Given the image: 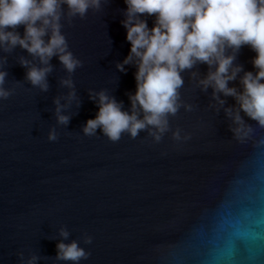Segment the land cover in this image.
<instances>
[{"label": "water", "instance_id": "1", "mask_svg": "<svg viewBox=\"0 0 264 264\" xmlns=\"http://www.w3.org/2000/svg\"><path fill=\"white\" fill-rule=\"evenodd\" d=\"M125 8L124 0H101L99 9L68 17L62 5L61 31L81 63L69 72L53 55L47 89L26 77L38 57L19 45L0 48L10 90L0 98V264L32 256L33 264H264V126L241 111L252 131L233 133L225 108L238 104L218 93L221 105L211 86L198 84L206 63L182 71L180 106L167 114L159 141L151 126L116 140L99 127L84 132L102 90L131 110L136 65L117 68L130 50ZM255 55L241 46L234 63L243 69L230 86L241 90L239 76L255 71ZM57 99L67 122L58 121ZM73 240L87 257L59 259L57 243Z\"/></svg>", "mask_w": 264, "mask_h": 264}, {"label": "clouds", "instance_id": "2", "mask_svg": "<svg viewBox=\"0 0 264 264\" xmlns=\"http://www.w3.org/2000/svg\"><path fill=\"white\" fill-rule=\"evenodd\" d=\"M124 3L121 23L126 28L130 50L117 68L125 71V64L136 65V89L129 93L131 110L124 109L122 101L103 90L96 93L99 108L84 125L86 134L99 127L116 140L125 130L135 136L139 130L151 126L153 138L159 141L168 129L167 114H175L180 106L178 89L183 84L182 71L200 62L209 68L198 84L203 89L211 86L213 97L221 105L224 101L218 93L233 96L238 104L235 109L225 108L235 125L233 133L244 138L252 131L241 111L264 126V0H124ZM62 5H67L68 17H83L89 8L99 9L101 0H0V48L10 51L19 45L38 57L39 66L24 57L20 63L31 64L26 77L41 89L48 87L46 75L51 70L49 61L53 55L69 72L81 63L68 50L61 31ZM150 16L154 18L151 26L147 20ZM20 25L24 28L22 35L16 31ZM243 45L256 53L252 58L255 71H243L239 76L242 88L238 91L229 81L236 80L243 69L241 64L234 63ZM6 75V70L0 69V98L10 94L3 87ZM62 83L72 86L71 79ZM56 103L58 121L67 122L68 116L60 113L58 99ZM55 136L54 130L49 132V139ZM173 136L179 139L180 131L176 130ZM61 235L67 237L68 232L61 229ZM90 239L86 237V242ZM56 247L59 259L78 262L88 255L75 240L59 241ZM36 259L32 256L28 264Z\"/></svg>", "mask_w": 264, "mask_h": 264}]
</instances>
